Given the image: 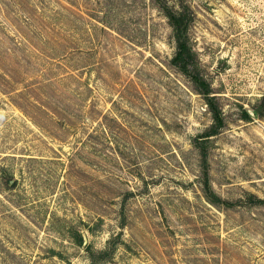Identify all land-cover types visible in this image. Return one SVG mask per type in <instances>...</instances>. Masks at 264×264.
Returning <instances> with one entry per match:
<instances>
[{"label":"rangeland","instance_id":"rangeland-1","mask_svg":"<svg viewBox=\"0 0 264 264\" xmlns=\"http://www.w3.org/2000/svg\"><path fill=\"white\" fill-rule=\"evenodd\" d=\"M0 264H264V0H0Z\"/></svg>","mask_w":264,"mask_h":264},{"label":"trees","instance_id":"trees-1","mask_svg":"<svg viewBox=\"0 0 264 264\" xmlns=\"http://www.w3.org/2000/svg\"><path fill=\"white\" fill-rule=\"evenodd\" d=\"M165 15L168 17L177 42V50L172 58L173 64L178 67L183 73L190 77L196 84L199 92L203 93L206 97L207 103H209L210 109L214 117V128L206 133V135H211L217 132L218 128L223 124L222 111L212 95L210 83L208 80L202 76L197 70H195V55L189 43L188 37V26L190 22V17L184 11H178L168 6H163ZM212 95V96H211ZM205 194L207 198L215 204H229L228 201L222 200L218 195H216L210 187L207 178H204ZM249 199L250 203H256L257 201H262L260 198L251 196ZM91 256L94 254L93 249L88 248Z\"/></svg>","mask_w":264,"mask_h":264}]
</instances>
